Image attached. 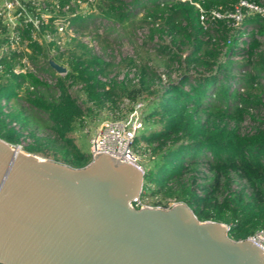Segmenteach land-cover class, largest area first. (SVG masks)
Wrapping results in <instances>:
<instances>
[{"label": "trees", "instance_id": "16d2710c", "mask_svg": "<svg viewBox=\"0 0 264 264\" xmlns=\"http://www.w3.org/2000/svg\"><path fill=\"white\" fill-rule=\"evenodd\" d=\"M57 1L62 4L64 0ZM97 1V15L111 28L115 24L131 29L147 27L143 49L171 54L164 44L152 40L153 34L159 38L164 35L170 43L186 49L176 79L166 81L158 92L155 90L157 93L149 91L156 94L143 108L141 119L154 118L156 127L145 133L141 130L132 140L138 154L136 143L140 141L149 146L151 154V163L142 172L143 190L138 199L155 196L152 206L167 207L169 203L163 198L171 197L184 203L198 220L224 223L226 235L234 240L263 226L264 53L260 49L264 43V13L247 11L238 2L264 7V0ZM235 6L241 16L233 24L228 14ZM68 19L73 28L91 21L80 13ZM18 32L29 51L0 55V100L8 107L4 112L0 104V139L17 144L28 125L41 126L48 135L39 138L29 130L33 143L22 145L23 151L38 152L70 167L82 166L89 160L87 153L66 135L79 121L81 111L60 80L49 84L35 75L33 71L53 73L44 46L30 39L26 26ZM76 43L82 52H70L62 77L81 81L87 100L99 103L101 98L120 95L133 101L142 90L147 91V79L153 71L142 62L137 64L135 85L124 78L103 88L104 82L98 77L107 64L92 55L85 56L84 43ZM219 54L222 56L217 58ZM21 56L31 63L33 71H12L14 64L21 65ZM37 56L42 57L40 64ZM49 58L57 62L54 56ZM26 108L39 112V117L26 113ZM245 119L251 124L247 131L240 132L239 124ZM11 121L17 124L16 129L10 126Z\"/></svg>", "mask_w": 264, "mask_h": 264}, {"label": "water", "instance_id": "95a60500", "mask_svg": "<svg viewBox=\"0 0 264 264\" xmlns=\"http://www.w3.org/2000/svg\"><path fill=\"white\" fill-rule=\"evenodd\" d=\"M142 190L139 170L105 154L70 167L0 139V264H264L182 202L133 207Z\"/></svg>", "mask_w": 264, "mask_h": 264}, {"label": "rangeland", "instance_id": "374dc122", "mask_svg": "<svg viewBox=\"0 0 264 264\" xmlns=\"http://www.w3.org/2000/svg\"><path fill=\"white\" fill-rule=\"evenodd\" d=\"M97 0H93L92 3L83 4L80 7L76 8L77 12L81 15L91 17V21L83 27H75L73 28L72 34L73 36L59 38L55 41L59 43V48L49 49L51 46H46L45 41L42 42L44 46V55L46 58L50 56H54L56 61L65 67L67 70V60L71 56L70 52H74L75 54L82 52V49L77 45L78 42L84 43L85 46V56L92 55L98 59H100L103 63L107 64L105 66V71L103 75H99V79L104 82L103 88H108L110 86V82L117 83L124 78V81L128 82L130 85L134 84L137 77V64L145 63L152 71V77H148V88L147 91L142 90L137 97V99L143 102V108L147 106V104L151 101V98L158 92L157 90L169 80H175L178 76L179 72H181V58L184 56L186 49L183 45L170 43L166 36H162V38L152 35V40L161 42L164 44L170 53L164 52L163 54L157 53L155 50L151 48L143 49L141 47L142 40L146 39L147 36V27L142 26L135 27L131 29L129 27L115 26L110 27L107 22L101 19L100 16L97 15ZM95 16V17H94ZM230 33V31H229ZM62 36V35H60ZM149 44V43H148ZM29 51V50H27ZM58 52H64L61 56H58ZM260 52L264 53V43L261 45ZM222 54L217 55V58H220ZM39 60V64L42 62V57L37 56ZM72 57H75L72 55ZM27 64L32 68L31 63L26 60ZM34 68V67H33ZM194 69H191V71ZM197 71H204V69H197ZM35 75L40 76L42 79L47 81L49 84L54 83L57 80H60L63 84L66 92L73 98L75 104L79 107L81 114L79 116V121L74 123L72 130H68L66 132L67 137L71 140V142L83 153H87L88 150V142L87 137L94 130V128L98 125V123L104 119H108L109 115L112 114V110L118 108L120 103L122 102L123 96L120 95L113 96L111 99L101 98V102L92 103L85 98V95L82 90V82H74L71 79L62 77L63 74H56L52 70L53 73L42 72V71H33ZM59 78L56 79V76ZM53 81V82H52ZM52 82V83H51ZM113 84V85H114ZM112 85V87H113ZM157 92H156V91ZM149 91H155L154 95L149 94ZM116 92L119 93V90L116 89ZM262 100L264 101V93L261 95ZM19 104H24L21 100L17 101ZM2 105V111L8 110V107L5 105V102ZM124 107V106H123ZM27 109V108H26ZM34 111V113H33ZM28 114L36 115L39 117L40 113L35 110H25ZM44 115L42 114L43 118ZM156 121L154 118H144L142 122V126L140 130H136V134L142 132H147L151 128L156 127ZM250 122L245 119L243 122L239 124V131L244 132L249 129ZM34 131L36 137L43 138V136L48 135V130L43 127L34 128L32 125H28L24 130H22V137L20 138L19 143L20 146L25 145L27 143H33L32 138L27 134L28 131ZM41 140V139H40ZM137 149L140 151V163L143 168L150 165V150H148L149 146L144 142H137ZM153 144V143H152ZM22 150V149H21ZM38 156H42V154L36 152L33 153ZM44 158L50 159L49 156ZM232 187H235L232 184ZM145 191H146V187ZM157 200L155 196H143V199L140 201V204H147L152 206V201ZM163 200L167 201L168 206L173 204L175 201L171 197L165 196ZM222 223V222H220ZM224 226L225 224L222 223Z\"/></svg>", "mask_w": 264, "mask_h": 264}, {"label": "built area", "instance_id": "2783aa9c", "mask_svg": "<svg viewBox=\"0 0 264 264\" xmlns=\"http://www.w3.org/2000/svg\"><path fill=\"white\" fill-rule=\"evenodd\" d=\"M88 2L90 0H64L62 4H59L57 0H0V55L7 56L10 51L28 52L25 45L26 40L21 39L18 32L25 26L30 39L37 43L53 42L49 49L59 48L56 39L73 36V27L69 23L68 17L78 13L76 8ZM238 4L245 6L247 11L264 13V7L261 5L244 1H239ZM210 14L218 16L213 11H210ZM228 16L232 17L233 24H236L241 16L239 8L235 6L233 12ZM199 19H202L201 15ZM40 25L42 26L40 27ZM19 62L20 66L16 63L12 67L13 72L33 71L23 56L19 58ZM37 77L44 80L40 76ZM3 103L4 100L1 99L0 104ZM142 112L143 102L141 100L130 101L123 97L122 102L118 108L112 110L109 118L100 121L87 137L88 158L91 159L97 154H105L115 161L133 166L142 173L144 168L139 161L140 155L132 148L135 132L142 126ZM10 126L17 128L14 121L10 122ZM131 205L139 207L147 204H140V200L136 197ZM244 238L264 254V225L254 229Z\"/></svg>", "mask_w": 264, "mask_h": 264}]
</instances>
